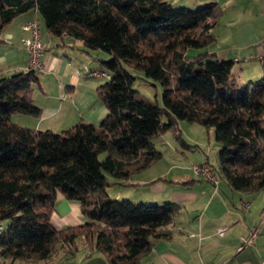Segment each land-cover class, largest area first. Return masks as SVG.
<instances>
[{
  "label": "trees",
  "instance_id": "16d2710c",
  "mask_svg": "<svg viewBox=\"0 0 264 264\" xmlns=\"http://www.w3.org/2000/svg\"><path fill=\"white\" fill-rule=\"evenodd\" d=\"M28 11L37 13L40 36L43 27L107 54L101 64L109 78L96 87L107 114L98 125L80 120L61 132L18 125L12 113H40L32 101L38 70L0 78L3 264L44 261L58 251L67 259L80 244L109 264H138L155 239L170 236L179 205L109 199L106 188L158 161L162 152L153 139L166 131L182 148H194L179 120L213 128L217 167L207 159L197 165L214 171L215 186L221 179L237 191L264 189V75L240 85L231 74L234 62L207 50L215 40V2L189 9L167 0H0V33ZM187 48L200 51L189 56ZM130 69L161 85L162 104L132 87ZM58 196L77 201L86 220L56 226Z\"/></svg>",
  "mask_w": 264,
  "mask_h": 264
},
{
  "label": "crops",
  "instance_id": "0c3cea01",
  "mask_svg": "<svg viewBox=\"0 0 264 264\" xmlns=\"http://www.w3.org/2000/svg\"><path fill=\"white\" fill-rule=\"evenodd\" d=\"M167 1L173 7L189 9L215 2L219 10L217 22L211 30L215 40L207 50L217 59L234 62L231 74L240 85H251L264 75V0ZM36 16V12L28 11L2 28L0 78L28 69L27 53L21 41L27 32L22 25ZM41 40L47 47L41 58L43 68L36 72L38 81L32 92V101L40 108V113H12L11 121L36 130L55 132H61L80 120L98 125L107 114L104 103L96 95V87L105 82L101 80L104 76L87 75L83 66L104 70L101 61L107 58V54L100 50L87 51L80 40L53 36L43 27ZM91 60L94 62L90 64ZM150 167L132 174L122 183H116L143 190H119L114 198L120 196L144 203L171 201L179 205L180 211L167 227L170 236L155 239L150 251L138 264H264V196L260 195L261 192L250 194L240 191V194L229 197L227 190H232L223 182L226 193L215 192L206 196L198 194L197 182L192 179L178 182L177 177L187 178L181 171H175L174 179L166 180V176L176 168L174 166H170L164 175L166 182H152L154 177L146 172ZM220 183L215 189H219ZM164 189L167 192L162 197L159 193ZM106 193L109 196L107 190ZM52 220L56 226L64 227L80 224L86 218L77 201L58 196ZM219 228H224L221 235L217 233ZM241 238L246 242L242 243ZM60 257L61 251H58L42 262L109 264L103 253L87 250L81 244L73 256L62 260ZM34 263L15 260L8 264Z\"/></svg>",
  "mask_w": 264,
  "mask_h": 264
},
{
  "label": "rangeland",
  "instance_id": "374dc122",
  "mask_svg": "<svg viewBox=\"0 0 264 264\" xmlns=\"http://www.w3.org/2000/svg\"><path fill=\"white\" fill-rule=\"evenodd\" d=\"M23 38L21 41H23ZM198 51L200 50L197 48H187L186 54L192 56L197 54ZM92 62H94V60L93 61L91 60L90 64ZM130 72L135 76V79L132 83V87L137 89L147 98L151 100H157L159 104H162L161 85L157 81L151 79H144L143 73L141 71L130 69ZM101 80L106 81L107 78L101 77ZM178 127L180 129L184 141H186V143L191 146L192 145H196V146L192 149L182 148V146L176 140L175 135L172 131L164 132L159 138L153 139L156 148L162 152V156L158 161L155 162L154 165L152 164L151 167L148 169L149 171L146 172L151 173V175L154 177L153 179L156 180V182H166L165 179L166 180L174 179L173 177L176 175L175 171L178 170L187 175V178L177 177L176 179L178 180V182L192 179L193 182H197V185L195 187L196 189L200 190L198 194H204L207 196V194L215 193V192L217 194L226 193V188H224L223 190V186H224L223 180L221 179L219 180V182H221L220 183L221 186H218L219 189H215L217 186H215L213 183L209 181L201 179L198 175L195 174L192 168L193 165L200 164L205 159H207L213 167L215 168L217 167V151L219 149V145L214 139L213 128H206L200 124L191 123L186 120H179ZM105 155L106 152H100L98 154L99 160H102L105 157ZM170 166L172 167L174 166L176 168H173V170L166 176L167 178H165L164 175H166L167 171L169 172V170L171 169ZM107 176L109 179L112 180L114 179L112 176L109 175ZM135 176L137 175L135 174ZM135 176L133 178H135ZM137 188L138 189L133 190L131 189V187H125L122 185L114 184L106 188L107 192L109 193V196L107 197L109 199H117L121 201L123 198L120 196H118V198H114L115 192H118L119 190L121 192H124L125 190H129V192L130 190L134 192L137 190H143V189H139L141 187H137ZM213 190L216 191L213 192ZM231 190L232 191L227 190V195H230L229 197L241 193L240 191H236L233 189ZM165 192H167L166 189H164V191H162L159 194H161V196L163 197V195L166 194ZM258 192H261L260 195L264 196V189H261L259 191H249L250 194L252 193L255 194ZM161 201H162L161 203L165 202V200H161ZM189 204L192 203H188V205ZM245 242L242 241V243ZM34 264H43V262L38 261Z\"/></svg>",
  "mask_w": 264,
  "mask_h": 264
},
{
  "label": "built area",
  "instance_id": "2783aa9c",
  "mask_svg": "<svg viewBox=\"0 0 264 264\" xmlns=\"http://www.w3.org/2000/svg\"><path fill=\"white\" fill-rule=\"evenodd\" d=\"M23 30L27 32V35L23 38L22 45L27 53V63L30 69L41 70L43 68L42 55L46 50V43L41 40L40 36V25L37 19L33 18L26 21L22 25ZM84 71L88 75L92 76H104L109 78V73L103 70H89L84 66ZM193 170L196 175L201 179L210 181L214 184L217 183L214 171L208 165H193ZM4 231V227L0 222V237ZM224 231V228H219L217 233L221 235ZM243 242L246 240L241 238ZM0 264H3L0 258Z\"/></svg>",
  "mask_w": 264,
  "mask_h": 264
}]
</instances>
